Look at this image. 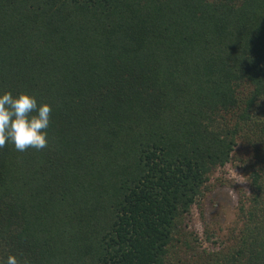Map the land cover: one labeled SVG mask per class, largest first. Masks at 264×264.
Wrapping results in <instances>:
<instances>
[{"label": "trees", "instance_id": "1", "mask_svg": "<svg viewBox=\"0 0 264 264\" xmlns=\"http://www.w3.org/2000/svg\"><path fill=\"white\" fill-rule=\"evenodd\" d=\"M5 91L52 114L44 149L0 148V260L173 264L246 136L245 245L223 263L264 264V0H0Z\"/></svg>", "mask_w": 264, "mask_h": 264}, {"label": "rangeland", "instance_id": "2", "mask_svg": "<svg viewBox=\"0 0 264 264\" xmlns=\"http://www.w3.org/2000/svg\"><path fill=\"white\" fill-rule=\"evenodd\" d=\"M255 156L253 143L246 136L239 137L228 162L213 170L210 189L184 220L183 232L188 238L179 243L176 252L174 249L173 264L176 261L210 263L212 258L222 259L220 264L239 242L244 248V239L240 237L244 227L240 205L252 192L250 174L256 165ZM176 253L182 258L177 259Z\"/></svg>", "mask_w": 264, "mask_h": 264}, {"label": "clouds", "instance_id": "3", "mask_svg": "<svg viewBox=\"0 0 264 264\" xmlns=\"http://www.w3.org/2000/svg\"><path fill=\"white\" fill-rule=\"evenodd\" d=\"M51 114L52 106L38 103L34 95L0 92V148L11 144L19 152L28 148L44 149L48 145ZM0 264H29V261L9 254Z\"/></svg>", "mask_w": 264, "mask_h": 264}]
</instances>
